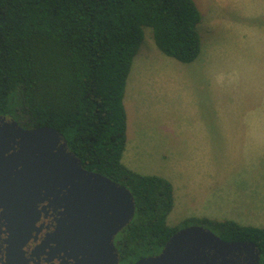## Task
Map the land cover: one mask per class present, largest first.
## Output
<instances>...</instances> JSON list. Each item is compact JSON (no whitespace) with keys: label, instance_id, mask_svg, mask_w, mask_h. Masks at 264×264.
I'll use <instances>...</instances> for the list:
<instances>
[{"label":"trees","instance_id":"obj_1","mask_svg":"<svg viewBox=\"0 0 264 264\" xmlns=\"http://www.w3.org/2000/svg\"><path fill=\"white\" fill-rule=\"evenodd\" d=\"M201 21L194 0H0V114L55 128L86 170L132 192L135 217L115 238L122 260L132 259L128 264L161 251L179 231L167 223L172 183L122 163L130 71L145 28L168 57L196 61ZM190 222L226 242L255 243L264 264V228L208 218Z\"/></svg>","mask_w":264,"mask_h":264},{"label":"rangeland","instance_id":"obj_2","mask_svg":"<svg viewBox=\"0 0 264 264\" xmlns=\"http://www.w3.org/2000/svg\"><path fill=\"white\" fill-rule=\"evenodd\" d=\"M194 1L202 17L198 26L200 56L192 63L168 57L156 46L152 29L145 28L124 98L135 104L127 105L129 140L122 155L123 165L139 175L163 177L170 182L181 172L187 181L202 172L192 164L204 160L206 153H195L190 147L198 140L192 137L202 130L203 116L206 130L210 126L211 131L219 115L224 114L223 107L216 109L219 84L224 88L221 91L225 90V96L222 98L221 93L220 97L227 100L229 114H253L264 119V0ZM169 116L175 119L172 126ZM186 119L190 120L187 125L183 123ZM226 157L223 162L228 165L220 171L226 174L228 191L232 181L243 192L252 189L250 198L257 196L259 208L244 205L246 210H253L249 222L252 227H264V169L258 171L256 166L258 161L264 162V157H251L250 162L244 157ZM215 159L216 155H211L212 165L217 163ZM212 170L216 169L209 172ZM190 220L170 214L167 223L180 231L192 223ZM234 222L242 225L239 220ZM212 232L218 236L217 231ZM129 259L121 258L120 264L130 263Z\"/></svg>","mask_w":264,"mask_h":264},{"label":"water","instance_id":"obj_3","mask_svg":"<svg viewBox=\"0 0 264 264\" xmlns=\"http://www.w3.org/2000/svg\"><path fill=\"white\" fill-rule=\"evenodd\" d=\"M14 125L22 141L18 143V163L38 170L30 181L44 183L45 167L51 172V180L61 179L68 191L65 202L69 225L60 232L64 245L82 257L80 264H119L115 238L135 217L132 192L100 173L86 170L55 128L24 130L16 122ZM56 147L58 154L53 151ZM241 250H256L253 264H260L261 253L255 243L226 242L203 226L192 225L174 234L160 255L142 258L135 264H218L219 256ZM209 252L213 254L206 257Z\"/></svg>","mask_w":264,"mask_h":264},{"label":"flooded vegetation","instance_id":"obj_4","mask_svg":"<svg viewBox=\"0 0 264 264\" xmlns=\"http://www.w3.org/2000/svg\"><path fill=\"white\" fill-rule=\"evenodd\" d=\"M14 122L24 130L39 128L22 124L13 114H0V264H80L82 257L66 247L60 237L69 225L68 191L61 179L51 180V172L45 167L44 183L30 181L38 170L18 163L16 154L22 141L16 136ZM53 151L58 154V147ZM115 247L120 264L121 254ZM162 250L147 257L158 256ZM210 254L213 252L205 255ZM256 256V250L232 251L219 256L218 264H253Z\"/></svg>","mask_w":264,"mask_h":264},{"label":"crops","instance_id":"obj_5","mask_svg":"<svg viewBox=\"0 0 264 264\" xmlns=\"http://www.w3.org/2000/svg\"><path fill=\"white\" fill-rule=\"evenodd\" d=\"M221 88L224 89L219 84L218 96L215 98L216 101H219V104H217L216 109L223 107L224 114L219 115L215 129L210 131V126H208V130H206V118L203 116L202 130L195 131V137H192V132L188 131L192 138H198L194 142V146L190 148L195 153L206 154L203 156L204 160L192 164V166L202 169V172L197 176L193 175L191 181H187L186 174L182 172L171 180L174 191V205L170 214L171 216H182V219L239 220L242 226L252 227L249 221L253 216V210H246L244 205L250 203L251 208H254L252 205L259 208L257 196L250 198L251 194L253 195L252 189L243 192L237 188V182L234 181H232L233 184L230 185L228 191L226 174L220 170L226 167L227 163L223 162L227 158L226 155L244 157L246 162H250L251 157H256L258 160L260 155L264 157V125H260V122H264V119L253 114L247 117L229 114L227 112V100H222L220 97L221 93H223L222 98L225 96V90L221 91ZM124 102L128 115V103H135L133 101ZM174 120L173 116H169L170 126L174 124ZM189 122L190 120L186 119L183 123L187 125ZM127 140H129L128 136ZM211 155H216L215 160L217 163L215 162L213 165L210 161ZM256 166L258 171L264 169V162L260 161L259 164L258 161ZM210 168L216 170H212L210 173ZM257 175L259 176V174Z\"/></svg>","mask_w":264,"mask_h":264},{"label":"bare ground","instance_id":"obj_6","mask_svg":"<svg viewBox=\"0 0 264 264\" xmlns=\"http://www.w3.org/2000/svg\"><path fill=\"white\" fill-rule=\"evenodd\" d=\"M263 15V14H262ZM247 32V31H246Z\"/></svg>","mask_w":264,"mask_h":264}]
</instances>
